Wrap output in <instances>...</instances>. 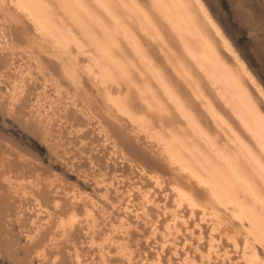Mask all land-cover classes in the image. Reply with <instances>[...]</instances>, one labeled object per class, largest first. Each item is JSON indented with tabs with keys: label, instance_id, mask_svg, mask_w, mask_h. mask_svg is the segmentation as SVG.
<instances>
[{
	"label": "bare ground",
	"instance_id": "bare-ground-1",
	"mask_svg": "<svg viewBox=\"0 0 264 264\" xmlns=\"http://www.w3.org/2000/svg\"><path fill=\"white\" fill-rule=\"evenodd\" d=\"M22 1L32 10V16L35 19H48V21L44 20L45 23L48 22L46 30L60 47H67L65 41L68 42L71 38H75V35L71 33L72 28H75L80 37L90 43L97 54L104 59L103 65H107L108 62L111 74L107 68L101 70H106L105 73L109 72L112 80L109 76L108 78L111 81L114 80L116 84H125L126 87L137 90L138 96L145 101L148 109L153 110L158 107L165 109L168 107L167 104L161 99L159 92L153 94L155 92L151 86L153 85L152 79L159 81L160 73L156 72L158 68L150 60L146 61L145 64L148 67L146 66L145 70H148L149 75L152 76L150 77L146 71H138L135 59L120 54L122 52L119 51L123 48L118 51L115 49L119 48L121 42L117 43L114 35L117 27L118 29L119 27L123 28L124 41L129 43L134 51L140 49L142 43L137 39L129 40L130 31L124 27V24L129 22L128 24L132 28H134L133 25L138 26L143 33L153 38L151 40L159 43L157 45L163 51V57L172 66L179 81L189 86L200 103L217 119L219 125L236 121L241 125L242 138L245 136L255 139L256 149L247 142V144L243 142L245 151L235 153L238 158L235 159L237 165L241 166L240 157L244 153L252 161L254 160V169L264 170L256 156H264V0H225V5L222 0H112V6L117 12H123L118 16H115L111 11L113 7L111 9L109 0H50L48 4L44 3L45 1L42 2L43 0ZM93 2L96 4L92 5ZM12 4L16 5V0H0V85L4 84L6 88L5 96L0 97V110L9 116H15L18 113L17 110L20 109L19 105L22 104L21 108L27 110L20 111L23 113L19 117L20 124L44 143L54 158L69 164L67 161L68 148L61 149L65 144L62 140L63 137L60 136L63 130L62 126L67 122V113L71 110L64 101L69 99L70 104L75 106V109H72L75 114L74 118L79 115L76 107L79 108L78 105L83 104V110L82 108L79 110L82 112V119L85 117L86 123L70 131L67 129L69 134L75 137L77 132L88 127L94 118L95 103L92 96L83 90V82L92 86L90 84L92 79L84 74L80 77L79 67L71 59L67 61L54 55L57 62L51 60V49L36 45L32 28L26 23L23 16L25 14L15 9ZM59 14L61 19L59 18L60 21L57 24L56 16ZM124 15L128 19L130 18L131 22L120 20ZM57 30L63 36L61 39L57 35ZM240 31L247 34L245 46L255 62L236 38L235 33ZM129 51L131 50L129 49ZM136 55L139 60L144 57L139 52ZM103 65L98 64L100 68L104 67ZM257 66L261 67V73ZM99 72L101 77L106 75ZM135 77L141 79V85L136 83ZM96 80L100 81L101 79L96 77ZM49 83L56 90L58 99L51 98L47 94ZM161 84H163L162 81ZM31 85H34L33 91H31ZM155 95L157 96L155 100L158 99V103L154 101ZM59 101L62 104H56ZM110 104L115 107L119 106L117 102H110ZM57 114L58 117L53 118ZM155 114L158 115L160 112L155 111ZM58 122L60 123L58 124ZM97 122L101 123L99 119ZM53 126L57 127V137L53 134ZM130 129L129 131H131ZM232 129L230 128L228 132L236 135L237 131L233 132ZM34 130H38V134H34ZM67 130L65 131L67 132ZM92 132L94 133L95 129ZM74 133L75 135H73ZM114 134H104L106 139L103 144L96 145L92 151L104 152L106 156L105 168L108 170L112 164L114 166L113 173L120 170L125 172L127 165L130 173L128 180L124 181V186L131 185L133 182L142 187L155 185L160 188L162 193H165L164 199H166L165 207L158 206V209L162 208V212L149 206V203L156 202L155 198L150 199L149 194H143L145 201L139 206L141 214L136 213L131 217L125 211L124 217L121 218V214H118V218H115V214L112 216L111 212L98 206L101 204L99 202L89 204L88 200H85L83 203H79V197H81L79 189H75V191L72 189V195H68L69 192L64 190V196L68 197L67 202L63 203L54 198V210L51 212V209L45 207L44 212L50 214V217L42 225H38L34 221L32 233L27 234L28 244L33 246L36 243L38 245L41 236L48 238L50 233L56 234V237L58 236L66 243L75 231L84 232L87 230V234H84L86 238L90 235L96 239L104 237L103 243H99L94 248L96 243L90 242L89 248L93 249V252L94 250L97 252L95 258H92V261L98 259L96 264H109L113 261L116 262L115 264H194L192 260L198 257L204 258L202 255L204 249L210 251L205 259L207 264H231L227 261L233 257H228L227 249L231 247L234 254L237 252L236 255H238L240 241L231 222L220 218L218 208L212 199L218 195L215 186H210L212 189L215 188L214 192L210 189L214 194L211 192L203 194L201 187L197 186L198 183L194 182L192 174L188 172L187 166L181 162L174 163L171 159H169V163L175 171L168 180L164 181V175L158 171V169L161 171L159 168L160 159H155L154 154L147 156L143 149H136L133 151L136 156H131L121 141V146L116 143L112 136ZM98 137H96L97 141ZM5 140L3 143L0 142V186L5 193V196L0 197V203L15 198L20 202H36V205H41L38 188L45 181L49 186H53L59 179L51 180L47 176L46 179L43 175L38 178L33 177L31 173L34 164L30 158L23 153L24 151L18 149V144L11 139ZM91 143H95V141L91 140ZM108 144H112L113 151L110 150ZM97 146H99L98 149H96ZM170 148L172 149V146ZM112 152L119 154L122 161H117ZM92 156L93 153L90 158ZM83 157L84 155L81 158ZM90 161L91 164L99 165L95 159H90ZM121 164L124 166L120 167ZM163 164L165 165L164 162ZM72 166L74 164L70 165V167ZM83 166L80 161L77 165L78 174H81ZM166 166L169 167L168 164ZM183 167L184 170L181 171ZM132 168L138 172L135 169L131 170ZM89 170L87 173L90 176L96 172V168L93 166H90ZM140 174L141 177H139ZM103 175L105 180L108 172ZM135 177H137L136 180ZM95 182L99 183L98 179H95ZM115 183H118L115 188L118 193L121 182L116 180ZM232 189L234 190V188ZM103 196L108 198L107 194ZM128 197L131 198L132 194L129 193ZM128 201L131 203V207L135 206L131 199ZM120 202L122 204V201ZM121 204L118 210L121 208ZM169 205L173 210L168 215L166 207ZM242 210L240 208V211ZM233 213L235 212L232 211ZM160 216L162 219L159 218ZM186 217L191 220L187 221L184 219ZM138 218L145 220L146 223H152V225L148 227L145 224L140 225ZM198 219L203 223L198 224ZM250 219L249 221H251ZM116 222L117 224H115ZM135 225L137 228L141 227L144 247L133 238L137 235V232L132 229ZM192 225H195L194 232L190 236L193 242L188 244L187 238L184 239L179 234ZM208 233L209 236L206 239L209 242L205 248L201 241L204 239V234ZM54 235L48 241H42V245L35 251L36 257L40 261L39 264H57L56 257L52 259L48 255L49 242L55 238ZM93 238L91 237L92 240ZM179 240L184 244L179 246ZM244 242L245 250L249 248V244L245 238ZM169 243L171 244L169 245ZM182 257L184 258L182 259ZM240 258L243 264H264L257 258L253 248L250 249V252L243 251ZM71 260L74 264H94L93 262H84L78 248H74ZM235 264H239V262L237 261Z\"/></svg>",
	"mask_w": 264,
	"mask_h": 264
},
{
	"label": "rangeland",
	"instance_id": "rangeland-1",
	"mask_svg": "<svg viewBox=\"0 0 264 264\" xmlns=\"http://www.w3.org/2000/svg\"><path fill=\"white\" fill-rule=\"evenodd\" d=\"M49 1L50 0H43L42 2H47L48 4ZM222 1H224L225 5V0ZM108 2L112 9V0H109ZM95 4L96 2L92 3V5ZM12 5L15 9L18 11L20 10L25 14L22 15L27 21L26 23L30 26V28H32L36 45L45 46L51 49V60L57 62V59L55 58L56 55L67 61L68 59H71L78 65L81 73H79L80 77L84 74L92 79V82L89 81L92 86L87 85L85 81L83 82L85 84H83V90L92 96L95 107L93 111L94 118L90 121V125L86 128L84 127L81 132H77L76 136L72 137L69 134V131L73 128L75 129L83 126V124L86 123V121H84L85 117L82 119L83 115L81 110H79V108H82L83 110V104L78 105L79 108L76 107L80 113L78 112L79 115L74 118L75 114H73V110L75 109V106L70 104L69 99L64 101L65 105H69L71 110L67 113L66 120L68 123L66 122L64 126H62L63 130L61 129L62 133L60 136L63 137L62 140L65 142L61 149L68 148L67 161H69V164H65L60 159L54 158L49 152L47 146L26 130L22 124H20L21 120L19 117L23 114L20 111L24 110L23 112H25L27 110L26 108H21L22 104L19 105L20 109L17 110L18 113L15 116H9L0 110V126L10 131V133H12L11 135L17 139V141H14L11 137L0 131V142L3 143L5 139H11L13 142L18 144V149H20V151H24L23 153L27 155V157L30 158L34 164L32 165L34 167L31 173L33 177L36 176L38 178L43 175L44 177H50L51 180L59 179L53 186H49L47 184L48 182L45 181L39 187L40 189L38 188L39 202L44 207L36 205V202H20L15 198L7 199L0 203V264H39L40 261L36 257L35 251L42 245V241H48L54 234L50 233L48 238H43L42 235L41 237L43 239L41 238V240H39V244L37 245L35 243L33 246L28 244L27 234L32 233L31 231H33L34 228V221L37 222L38 225H42V223L48 221L50 214L48 215L44 212V209L45 207H48L51 209V212L54 210V198L63 203L67 202L68 197L64 196V190L69 192L68 195H72V189H74V191L75 189H79L81 191L79 203H83L85 200H88L89 204L99 202L101 204H98V206H102L105 211L111 212L112 216L115 214V218H118V214H121V218L124 217L126 212L131 217L135 216L136 213L141 214L142 211L139 206H141V204L145 201L143 194H149V196H151L150 199L155 198L156 202L149 203V206L155 209H158V206L162 208L165 207V193H162L161 189L155 187V185L152 187H142L140 184L138 185L132 182L131 185L129 184L124 186V181L128 180V175L130 173L129 168L126 167L127 165L125 166V169L127 168V170H125V172L123 171L124 174L121 170L113 173L114 166L112 164L108 170L105 168L106 156L104 152L97 153L92 150L96 145L103 144L106 139L104 134L106 133L109 135L115 133L118 137L115 134L112 136L116 143L120 146L123 143L124 148L127 149V152L131 156H136L133 152L136 149L145 150L147 156L149 154H154L153 157L155 159L157 158L158 160H161V162L159 160V168L161 171L159 169L158 171L160 174L164 175V181L168 180L169 176L173 175V171H175L174 168H171L172 165L169 163V159H171L174 163L181 162L187 166L188 172L192 174L194 182H196V184L198 183L197 186L201 187L203 194H208L210 192L214 194L213 189L216 188L215 190L218 195L214 198H212V195L211 198L214 199L220 218L227 219L231 222L234 227L233 229L237 232L238 239L241 242H239L238 255H236L237 252L234 254V251L230 249L231 247L227 249V251H229L228 257H233V259L231 258L230 261H227V263L235 264L238 261L240 264L241 253L243 251L250 252L251 248L255 250L257 258L264 262V203L262 204V201L264 202V170L260 168L258 170L254 169V160L252 161L250 157L244 153L241 154L243 157H240L242 160L241 166L237 165L235 162V159H238L235 153H237V151H245V148L242 145L243 142H247L254 149L257 148L255 139H249V137L246 138L245 136L242 138L241 125L236 121L229 122L230 124L227 122L228 124L223 123L222 125H219L217 119H215L210 114L209 110L200 103V101L192 93L189 86L179 81L172 66L169 65L163 57V51H161L159 45H157L159 43L155 40H151L153 38L143 33L138 26L133 25L134 28L129 26L128 21H130V18L128 19L127 16L124 15L121 19H119H123L128 22L124 24V27L130 31L129 40L132 41L137 39V41L142 43L141 48L134 51L129 43L124 41L125 36L123 35V28L119 27V30L117 27L116 31L118 32L116 34L115 31L114 35L117 43L121 42L119 43V48L115 49L118 51L123 48L119 51L122 52L120 54L124 57L126 55V57L131 56L133 60L135 59L134 61L137 63L138 71L140 72L146 71V74L149 75L148 70H145L146 66L148 67L145 63L149 60L158 68V71L156 72L160 73V76H158L159 81L152 79L151 81L153 85L151 86L153 87V92H155L153 94L159 92L161 99L167 104L168 107L165 109L164 107H158L153 110L148 109L145 105V101L138 96L137 90H132L126 87L125 84H116V81L114 80V82L111 81V68L108 62L107 65H103L104 59L97 54L90 43H88L83 37H80V34L75 28H72L71 30V33L75 35V38H71L68 42L65 41V43H67V47L62 48L59 44L55 43L50 33L46 30V27H48V22L45 23V21H48L47 18L46 20L42 17L44 18L41 19L42 21L37 20V18L35 19L32 16V10L22 0H16V5ZM113 9L111 11L115 16L123 14L122 11L117 12L114 7ZM60 16V14L56 16L57 24H59L61 19ZM56 26L59 27L58 25ZM57 33L58 37L61 39L63 37L62 34L59 31ZM235 35L241 47L249 53L247 47L245 46L247 34L240 31L236 32ZM129 49L131 51H129ZM138 52L144 56V60L143 58L139 60L138 55H136ZM54 55L55 57H53ZM250 55L251 59L255 62V59L252 58V54ZM98 64L101 66L103 65L104 67L100 68ZM103 68H107L110 74H108L109 72L105 73L106 70H101ZM257 69L261 73V67L257 66ZM99 71L106 74L107 77L106 75L101 77ZM96 77L101 80H96ZM135 78L136 83L141 85V79L138 77ZM161 81L163 84H161ZM48 85L49 88L47 94L51 98L58 99V94L53 88V85L51 86L50 83ZM0 88V97H3L6 94L5 85H0ZM33 90L34 85L31 87V91ZM31 97L32 95L30 98ZM86 98L89 100L87 96ZM156 98L157 96L155 95L154 101H157L155 103H158V99L155 100ZM110 102H117L119 106L115 107L111 105ZM56 104L62 103L59 101ZM155 111H159L160 114H155ZM48 117L50 118L51 116ZM54 117L57 118L58 114L53 116V118ZM98 119L101 123L97 122ZM74 122L75 124H73ZM59 123L60 122H58V124ZM230 128H233V132L234 130L237 131V133L235 132L236 135L228 132ZM94 129L95 132L93 133L92 131ZM100 129L101 132H99ZM129 129L131 131H129ZM56 130L57 127L53 126V134L57 137L58 133ZM65 130H67V132ZM73 135H75V133ZM98 136L101 137V139H99ZM96 137H98V141ZM91 140L95 141V143H91ZM20 143L22 145H20ZM166 143L169 144L167 145ZM170 143L174 144L171 145ZM240 144L241 146L239 147ZM108 146L110 150H114L112 144H108ZM170 146H172V149ZM98 147L99 146H97L96 149H98ZM92 153L93 156L90 158ZM112 153L113 157L117 159V161H122L119 154H116L115 152ZM82 155H84L83 158H81ZM256 156L259 158V164L264 168V156ZM90 159H95L99 165L91 164ZM80 161L84 166L81 167V174H78L79 170L77 169V165ZM71 164H74V166L70 167ZM167 164L169 167L166 166ZM90 166L96 168V172L91 176L87 173L90 171ZM119 166H124V164ZM133 169L135 168H132L131 170ZM183 170L184 167L181 171ZM136 171L138 172V170ZM105 172H108V175L104 180L103 174ZM113 177H115V179H113ZM139 177H141V174ZM95 179H98L99 183H96ZM136 179L137 177H135V180ZM116 180L121 182L119 184L121 188L118 193L115 191V188L118 186V183H115ZM211 185L215 186V188H210ZM232 188H234V190ZM129 193L132 194L131 198L128 197ZM104 194H107L108 198H104ZM2 196H5V193L4 189L0 186V197ZM129 199L133 201L135 206L131 207V203L128 201ZM120 201H122V204ZM120 204L121 208L118 210ZM162 208L158 210L162 212ZM166 208L167 214H171L173 210L172 206L169 205ZM240 208L241 210L243 209L242 211L244 212L240 211ZM232 211L237 213V216L234 215L235 213L232 214ZM159 218L162 219V216ZM184 219H187V221L191 220L189 217ZM249 219L252 222L249 221ZM138 220L140 221V225L145 224L147 227L152 225V223H146L145 220H141L140 218H138ZM197 223L201 224L203 222L198 219ZM112 224L114 225V223ZM115 224H117V222ZM136 226L137 225L132 227L133 231L137 232V235L133 238L136 242H140L144 247V238L140 232L141 227L137 228ZM260 226L261 228H259ZM194 228L195 225H192L186 231L180 232L179 234L182 235V238H187L186 241L188 244L193 242L190 236L194 232ZM84 234H87V230H84V232L75 231L66 243L60 240L58 236L56 237L55 234L54 236L56 239L54 238L55 240L53 239L49 242V258L51 257L53 259L56 257L57 264H74L71 260V255L73 254L74 248H78L84 262H93L96 264L98 259L92 261V258H95L97 252L96 250L93 252V249L89 248L91 244L90 242L94 241L96 243L94 244L95 246H93L94 248L99 243H103L104 237L96 239L93 238V235H90V237L86 238V235ZM208 236L209 233L204 234V239L201 241V243L203 242V246H205V248L209 242L206 239ZM244 238L249 244V248H246L245 250ZM170 244L171 243H169V245ZM183 244V241L179 240L178 245L181 246ZM209 252L210 251H208V249H204L202 254L204 258L198 257L192 261L194 264H207L205 259L207 258ZM238 257L239 259L237 260ZM183 258L184 257H182V259ZM115 263L116 262L113 261L109 264Z\"/></svg>",
	"mask_w": 264,
	"mask_h": 264
},
{
	"label": "water",
	"instance_id": "water-1",
	"mask_svg": "<svg viewBox=\"0 0 264 264\" xmlns=\"http://www.w3.org/2000/svg\"><path fill=\"white\" fill-rule=\"evenodd\" d=\"M0 131H2V133H4L5 135L11 137L12 140L17 141V139H15V138L11 135L12 133H10V131H8L7 129L3 128L2 126H0ZM20 145H22V144L20 143Z\"/></svg>",
	"mask_w": 264,
	"mask_h": 264
},
{
	"label": "snow or ice",
	"instance_id": "snow-or-ice-1",
	"mask_svg": "<svg viewBox=\"0 0 264 264\" xmlns=\"http://www.w3.org/2000/svg\"><path fill=\"white\" fill-rule=\"evenodd\" d=\"M34 134H38V130H34Z\"/></svg>",
	"mask_w": 264,
	"mask_h": 264
}]
</instances>
